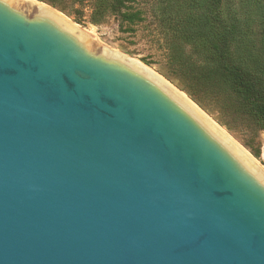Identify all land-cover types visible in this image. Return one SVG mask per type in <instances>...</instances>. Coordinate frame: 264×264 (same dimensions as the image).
Masks as SVG:
<instances>
[{
    "label": "water",
    "instance_id": "water-1",
    "mask_svg": "<svg viewBox=\"0 0 264 264\" xmlns=\"http://www.w3.org/2000/svg\"><path fill=\"white\" fill-rule=\"evenodd\" d=\"M47 7L0 0V264H264V168Z\"/></svg>",
    "mask_w": 264,
    "mask_h": 264
},
{
    "label": "rangeland",
    "instance_id": "rangeland-1",
    "mask_svg": "<svg viewBox=\"0 0 264 264\" xmlns=\"http://www.w3.org/2000/svg\"><path fill=\"white\" fill-rule=\"evenodd\" d=\"M44 4L112 50L138 61L184 94L256 163L264 168V125L230 89L214 46L205 39L221 11L239 25L230 60L264 85V0H135L120 11L98 0H34ZM215 32L222 34L218 25ZM264 90V89H263ZM264 124V123H263Z\"/></svg>",
    "mask_w": 264,
    "mask_h": 264
},
{
    "label": "trees",
    "instance_id": "trees-1",
    "mask_svg": "<svg viewBox=\"0 0 264 264\" xmlns=\"http://www.w3.org/2000/svg\"><path fill=\"white\" fill-rule=\"evenodd\" d=\"M113 9L120 11L126 4V2H134L135 0H114ZM222 0H212L209 9H218L219 4ZM54 6L59 4L50 0ZM97 7H104L110 5V2L106 0H98L96 3ZM214 23L210 24V30L205 35L207 42H211L213 50L218 56L220 68L222 73L230 78V89L232 93L243 102L248 111L254 116L261 125H264V85L261 84L260 79L249 72L244 66L234 63L230 60V48L232 42L236 37L237 30L242 26L241 23L236 25L225 24L227 19L224 14L217 10V14L212 18ZM223 30L222 34L215 32L217 26Z\"/></svg>",
    "mask_w": 264,
    "mask_h": 264
},
{
    "label": "bare ground",
    "instance_id": "bare-ground-1",
    "mask_svg": "<svg viewBox=\"0 0 264 264\" xmlns=\"http://www.w3.org/2000/svg\"><path fill=\"white\" fill-rule=\"evenodd\" d=\"M47 8H49V7H47ZM50 9V8H49ZM50 10H52V9H50ZM53 12H55L54 10H52ZM55 13H57V14H59L58 12H55ZM60 15V14H59ZM60 16H62V15H60ZM63 17V16H62ZM64 18V17H63ZM78 27V26H77ZM81 29V28H80ZM83 30V29H82ZM83 31H85V30H83ZM86 33H88L89 35H91L93 38H95V34H94V32H92V31H90V32H87V31H85ZM138 62V61H137ZM139 63V62H138ZM142 65V64H141ZM151 71H152V69H151ZM166 81V80H165ZM171 85V84H170ZM172 86V85H171ZM173 87V86H172ZM178 91V90H177ZM179 92V91H178ZM180 93V92H179ZM180 94H182V93H180ZM187 100H188V98L184 95V94H182ZM189 101V100H188ZM190 102V101H189ZM191 103V102H190ZM193 105V104H192ZM194 106V105H193ZM195 107V106H194ZM196 108V107H195ZM197 109V108H196ZM202 113V112H201ZM203 114V113H202ZM204 115V114H203ZM217 129H219L238 149H240L243 153H245L228 135H227V133L225 132V131H223L220 127H218L213 121H211L206 115H204ZM246 154V153H245ZM247 155V154H246ZM248 156V155H247ZM249 158H250V156H249Z\"/></svg>",
    "mask_w": 264,
    "mask_h": 264
}]
</instances>
